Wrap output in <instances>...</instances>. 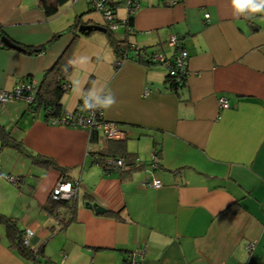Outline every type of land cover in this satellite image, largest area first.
Listing matches in <instances>:
<instances>
[{
    "label": "crops",
    "instance_id": "1",
    "mask_svg": "<svg viewBox=\"0 0 264 264\" xmlns=\"http://www.w3.org/2000/svg\"><path fill=\"white\" fill-rule=\"evenodd\" d=\"M112 2L117 19L127 20L122 0ZM139 2L132 32L119 27L115 39L171 59L176 49L167 42L177 37L189 55L184 86L171 90L159 64L125 60L116 67L106 33L78 38L64 112L73 114L91 92L110 93L115 103L104 118L126 138L108 142L100 133L53 125L22 101L0 105V128L66 170L33 166L0 141V214L15 219L22 234L34 232L30 248L41 251L40 264H128L137 248L144 249L141 264H264V12L238 16L230 0ZM78 17L82 26L103 27L85 0H69L51 18L37 0H0L4 36L28 48L46 44ZM72 39L64 34L39 54L0 48V89L24 79L39 85ZM220 98L229 109L219 107ZM88 149L126 162L149 163L157 153L153 177L162 187L148 188L141 169L106 172ZM61 179H80L73 221L64 228L43 209ZM87 202L105 212L96 214ZM0 264H32L8 247L2 228Z\"/></svg>",
    "mask_w": 264,
    "mask_h": 264
},
{
    "label": "trees",
    "instance_id": "2",
    "mask_svg": "<svg viewBox=\"0 0 264 264\" xmlns=\"http://www.w3.org/2000/svg\"><path fill=\"white\" fill-rule=\"evenodd\" d=\"M39 7L43 10L46 18H51L55 16L59 10V8L67 3L69 0H37ZM88 10L91 12H97L94 7L91 6L90 2H86ZM108 6L110 9L116 12L115 4H113L112 0L108 1ZM119 23L120 21L117 20ZM131 22L132 15H129L127 20H125L124 26L131 30ZM81 17L76 18L74 23L65 31L54 35L46 44L38 47V48H28L24 46H20L12 41L18 49H11L3 44L2 39H7L4 36L2 28L0 26V48L5 50H16L25 54H39L44 52L49 46L58 41V39L64 34H73L72 42L65 48L53 66L47 70H45L42 74L41 81L39 85H37V90L34 93L33 101L27 106V110L31 112L32 115H36L39 111H43L44 120L46 122L60 120L64 115V108L62 105L63 96L70 90V84L67 81V77L71 73L73 66L71 63L72 55L74 52V46L78 38L81 36H86L89 32H79L78 29L82 26ZM104 27V24H103ZM125 30V29H124ZM131 32H127L125 30L126 35ZM115 32H110L108 29L106 30V34L108 35V42L110 46L113 48V51L116 53L118 60L122 59L123 54H127V60H134L139 63H143L146 65L157 64L152 62L149 57L151 54L147 53V49L142 48L144 51L145 57L141 60L134 59L133 54L129 51L128 45L129 42L125 41H117L114 37ZM8 40V39H7ZM117 60V61H118ZM116 67H118L116 65ZM168 75L166 77V83L169 84V88L176 92L181 86H184L185 82L176 83L173 79ZM85 97L81 98L78 103L77 108L86 109L84 106ZM76 108L74 115L80 110ZM90 135L95 133H99L98 131L88 132ZM0 141L2 147H10L14 149L17 153L27 158L33 166L41 167L42 169H55L62 174H65L66 170L64 168L59 167L53 160L47 157L33 155L26 150L21 141L15 140L9 131H6L2 127L0 128ZM108 141V140H107ZM114 142V141H108ZM157 154V153H156ZM88 155L93 158L92 163L100 166L106 172L111 171L107 165V160L116 159L117 157H94V152H90L88 150ZM125 158V157H124ZM130 163V162H129ZM119 172V171H114ZM64 178V177H63ZM75 200L71 201H54L52 199L49 200L48 204L43 207L44 211H46L49 215H52L58 221V224L61 225L62 228L66 227L73 221V213ZM0 228L4 230L5 237L8 241V247L14 251H16L22 258L31 261L32 264H40L38 257L41 255V251H32L30 247H25L22 243L21 236L22 233L19 231L17 227V223L15 219L11 217L4 216L0 214ZM40 262V263H39ZM43 264H49L45 262Z\"/></svg>",
    "mask_w": 264,
    "mask_h": 264
},
{
    "label": "built area",
    "instance_id": "3",
    "mask_svg": "<svg viewBox=\"0 0 264 264\" xmlns=\"http://www.w3.org/2000/svg\"><path fill=\"white\" fill-rule=\"evenodd\" d=\"M90 2L91 6L101 14L104 28L110 32H116L119 27H123L127 32H131L130 29L124 26V22H117L116 12L109 8V0H85ZM179 0H163V5L166 7L174 6ZM121 5L127 10L129 15H133L136 9H138L140 2L139 0H122ZM208 15L205 18L208 19ZM168 45L176 49V54L173 58L168 59L161 54H153L150 58L152 62L161 65L170 78L176 83L186 82L187 78L190 76L188 71L189 55L185 49H183L179 44V39L177 37H170L168 40ZM129 51L133 54L134 59L141 60L145 57L142 48L129 43ZM127 54H123L122 59L116 61V65L127 60ZM198 75V74H196ZM37 84L32 80L24 79L16 84L11 90H1L0 89V105H4L10 102L22 101L28 106L33 101V96L37 90ZM146 91L144 94H147ZM99 99L102 101L103 96ZM91 102V101H90ZM219 107L221 109H229L228 101L225 98L218 99ZM80 109L79 107L77 108ZM30 112V111H29ZM53 125H61L72 127L75 129L85 130L87 132L98 131L105 140L108 141H121L126 138V133L121 130L115 123L109 122L104 118V108L96 107L95 109H80L75 115L64 113L60 120L50 121ZM89 150V149H88ZM107 165L111 171L119 172H130L131 170L141 169L145 174L148 175L145 185L148 188L159 189L162 187L160 180L153 177V170L157 169L158 158L156 153L153 154L152 160L149 163L141 161L126 162L124 157H118L116 159L107 160ZM8 181L16 185L17 180L15 178H8ZM80 179H75L69 181L67 179H61L53 188L50 199L54 201L64 200L71 201L75 200L79 193ZM34 232L31 230H26L21 236L22 243L25 247H30V239L33 237ZM248 250L254 248V244H249L247 246ZM144 258V249L137 248L130 252L128 256V264H141Z\"/></svg>",
    "mask_w": 264,
    "mask_h": 264
},
{
    "label": "clouds",
    "instance_id": "4",
    "mask_svg": "<svg viewBox=\"0 0 264 264\" xmlns=\"http://www.w3.org/2000/svg\"><path fill=\"white\" fill-rule=\"evenodd\" d=\"M230 3L238 16L247 17L264 12V0H230ZM114 103L115 99L110 93L102 101L93 92L89 93L84 99V106L88 109H95L96 107L108 108Z\"/></svg>",
    "mask_w": 264,
    "mask_h": 264
},
{
    "label": "water",
    "instance_id": "5",
    "mask_svg": "<svg viewBox=\"0 0 264 264\" xmlns=\"http://www.w3.org/2000/svg\"><path fill=\"white\" fill-rule=\"evenodd\" d=\"M79 32H102L106 33V29L100 26H80L78 29ZM2 42L4 45L11 49H18L14 44H12L9 40L7 39H2ZM84 206L88 209H92L96 214H103L105 212V209L98 206L97 204H90V203H85Z\"/></svg>",
    "mask_w": 264,
    "mask_h": 264
}]
</instances>
